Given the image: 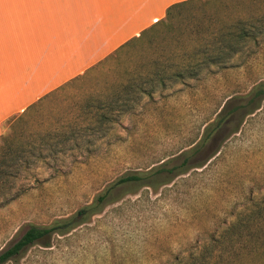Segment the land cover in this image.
I'll list each match as a JSON object with an SVG mask.
<instances>
[{"label": "rangeland", "instance_id": "rangeland-1", "mask_svg": "<svg viewBox=\"0 0 264 264\" xmlns=\"http://www.w3.org/2000/svg\"><path fill=\"white\" fill-rule=\"evenodd\" d=\"M224 1L222 16L231 17V10L244 5H264V0ZM259 19L264 16L253 20ZM261 33L250 51L226 66H210L201 81L171 83L164 95L157 90L152 100L145 96L135 112H115L109 125L90 123L89 131L72 134V145L60 140L57 153L48 151L42 164L23 172L26 178L15 182L0 205V251L29 225L48 226L70 216L120 177L153 175L136 186L119 185L113 191L117 199L88 221L53 234L49 246L34 243L4 264H192L191 259L200 264L230 248L233 240L228 233L223 240V229L264 200ZM119 70L115 64L98 66L54 95L66 104L36 105V119L45 126L72 99L96 91L106 96V83ZM247 264H264V255Z\"/></svg>", "mask_w": 264, "mask_h": 264}, {"label": "crops", "instance_id": "crops-1", "mask_svg": "<svg viewBox=\"0 0 264 264\" xmlns=\"http://www.w3.org/2000/svg\"><path fill=\"white\" fill-rule=\"evenodd\" d=\"M179 1L183 0H0V135L23 131L34 138L32 152L43 157H31L32 167L42 164L48 151L57 153L64 136L72 145L70 137L75 131H89L90 123L101 119L112 121V110L106 106L98 109V104L107 102V95L98 91L72 99L67 110L56 112L45 126L36 119L35 106L55 101L66 104L54 95H63L62 91L95 70L121 44L163 18L167 7ZM231 12L232 17L223 14L225 24L237 20L250 23L254 17L264 16V5L257 8L250 3ZM259 35L262 33L249 39V48ZM249 48L227 56L240 57ZM43 135L47 136L40 141L38 137ZM232 242L230 248L214 253L207 261L202 258L200 264H247L264 255V242Z\"/></svg>", "mask_w": 264, "mask_h": 264}, {"label": "trees", "instance_id": "trees-1", "mask_svg": "<svg viewBox=\"0 0 264 264\" xmlns=\"http://www.w3.org/2000/svg\"><path fill=\"white\" fill-rule=\"evenodd\" d=\"M224 4V0L175 2L167 7L163 18L116 48L99 64H115L120 70L109 84L107 102L98 104V109L106 106L114 114L125 110L133 112L145 96L152 100L157 90L160 95H164V90L171 83L187 86L191 79L201 81L203 71H210V66L228 65L233 57L227 54L248 49L249 39L264 32V19L250 23L237 20L225 24L222 14L218 12ZM166 37L172 43L164 42ZM253 43L256 44L257 41L253 39ZM220 117L218 114L213 121L216 126L222 120ZM113 120L114 118L106 121L107 125ZM96 124L103 126L105 122L101 119ZM45 136L47 135L38 138L43 141ZM33 141L34 138L25 136L23 131L14 132L12 136L8 133L0 135V205L8 201L9 191L15 182L19 178H26L22 174L31 169V157H43L41 153L35 155L32 152ZM187 171L186 168L182 169L177 175ZM151 174L153 175L139 172L120 177L117 182L97 194L91 203L80 207L70 216L55 219L48 226L29 225L18 240L0 251V264L15 259L34 243L49 246L53 234H66L99 213L107 203L116 200L118 195H113L116 187L127 182L136 186L143 183L144 179H150ZM163 180V183L168 182V179ZM18 184L27 188V184L22 181ZM13 197L14 195L11 196ZM223 232L224 241L230 235L231 240L245 242L247 245L263 243L264 200L256 202L254 209L240 217L233 226L223 229Z\"/></svg>", "mask_w": 264, "mask_h": 264}]
</instances>
